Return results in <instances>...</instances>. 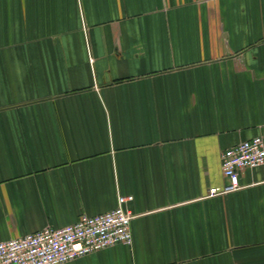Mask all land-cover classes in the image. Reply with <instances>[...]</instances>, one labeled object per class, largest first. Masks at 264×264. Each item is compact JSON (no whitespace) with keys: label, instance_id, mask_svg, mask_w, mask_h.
I'll return each mask as SVG.
<instances>
[{"label":"crops","instance_id":"crops-1","mask_svg":"<svg viewBox=\"0 0 264 264\" xmlns=\"http://www.w3.org/2000/svg\"><path fill=\"white\" fill-rule=\"evenodd\" d=\"M264 0H0V243L128 208L67 264H264Z\"/></svg>","mask_w":264,"mask_h":264},{"label":"built area","instance_id":"built-area-1","mask_svg":"<svg viewBox=\"0 0 264 264\" xmlns=\"http://www.w3.org/2000/svg\"><path fill=\"white\" fill-rule=\"evenodd\" d=\"M224 186L214 187L209 197L227 196L240 191L241 175L264 165V139L243 141L221 155ZM133 196H119L117 207L96 216L82 215L76 223L57 229L46 227L22 237L0 243V264H67L116 245L133 244L128 208Z\"/></svg>","mask_w":264,"mask_h":264}]
</instances>
